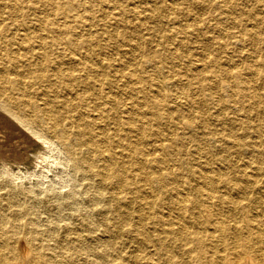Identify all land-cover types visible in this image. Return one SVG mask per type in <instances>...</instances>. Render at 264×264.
I'll return each instance as SVG.
<instances>
[{"label": "rangeland", "instance_id": "obj_1", "mask_svg": "<svg viewBox=\"0 0 264 264\" xmlns=\"http://www.w3.org/2000/svg\"><path fill=\"white\" fill-rule=\"evenodd\" d=\"M78 1L84 10L76 0H0V7L13 5L23 14L16 22L21 29L8 24L6 38L19 42L26 33L32 44L36 32L49 41L51 34L41 30L47 20L66 31L60 32L61 57L93 54L94 73L101 67L109 73L108 84L91 91L100 106L96 128L108 137L99 144L113 157L108 172L117 169L119 159L124 167L126 218L109 213L100 222L98 212L107 206L103 198L86 209L97 227L94 237L105 240L98 264H233L238 255L240 264H264V0ZM6 38L0 33V45L9 46ZM10 50L16 52L17 44ZM12 73L11 63L0 61V75ZM24 78L16 86L40 101L37 88L43 83L30 87ZM79 148L80 157L86 151ZM66 154L64 147L55 152L60 166L46 177L26 174L13 182L26 189L52 187L56 203L47 192L18 202L37 205L42 219H51L48 209L59 202L60 238L77 233L95 257L97 247L80 228L82 214L65 204L71 189H84ZM9 189H0V208L8 217L9 210L19 212ZM47 251L55 264H91L74 242ZM4 253L9 262L1 257L0 264H34L31 249Z\"/></svg>", "mask_w": 264, "mask_h": 264}, {"label": "bare ground", "instance_id": "obj_2", "mask_svg": "<svg viewBox=\"0 0 264 264\" xmlns=\"http://www.w3.org/2000/svg\"><path fill=\"white\" fill-rule=\"evenodd\" d=\"M76 1L80 9L84 10L83 5L79 4L78 0ZM13 7V5L7 8L0 7V33L4 34V38H6L5 31L9 29L8 24H12L15 29H21L22 24L16 22L23 14L22 12L19 14ZM170 8L173 9V7ZM15 13L17 17H14ZM41 30L51 34L49 41L34 32L37 40L36 43L31 44L26 33H21L22 37L18 39L19 42L9 35L5 39L9 46L0 45V61L6 60L11 63L13 71L11 77L0 75V189L10 187L11 199L17 202L18 199H23V197L26 199L33 198L35 194L31 193L47 192L50 197L48 200L56 203L55 200L58 199L56 198L58 195L52 187H48L46 190L40 188L35 190L33 187L26 189L23 186L14 185L13 182L16 178L27 176L26 174L46 177V171H51L56 166H60V158L55 160L54 155L56 151L59 152L60 148L64 147L67 153L65 160L72 165L75 173L80 172V177L84 181L81 184V186L84 185V189L77 190L74 188L66 193L64 196V199H66L65 204H69L67 206H70L73 211L82 214L80 228L92 239V243L97 247L98 254L91 257L92 254L87 252L90 244L85 245L88 240H80V235H77V233L74 237L66 235L62 239L60 238V221H62V217L60 218L59 202L55 208L51 206L48 209L52 214L51 219H42L36 208L37 205L28 204L27 202H24V207L18 202L19 212L14 210L11 212L8 209L9 217L0 208V251L16 249L17 247L24 252H26V249H31L33 255L29 259V263L55 264L53 256L47 249L74 242L77 244L80 255H83L91 264H98L103 260L101 257L103 251L101 252V250L104 245L101 243L105 240L94 237L97 227L92 214L86 209L91 210L103 198L107 206H105V210L98 212V215L102 216L99 219L100 222L108 218L109 213L112 217L117 216L120 221L126 218L123 206L126 204L123 200V197H125L124 167L122 161H120L121 159H119L115 162L117 169L113 168L111 175L108 172L109 163L107 160L113 162V157L106 150L107 147L102 149L99 144L101 138L108 141V137L106 133L97 129V119L101 118V114H99L100 106L99 103L95 102V94L91 91L92 89L101 91L108 84L109 73L102 67L100 72L94 73L97 57L93 54L80 53L79 55L72 52V55H77V58L75 56L66 59L61 57L60 50H58L61 43L60 32L66 31L60 28V25H53L46 20L45 29ZM13 34L19 36L17 32H13ZM16 44V52L10 50L12 45ZM63 64H67V66L64 67ZM73 71L76 72L73 73ZM25 76L30 79L28 81L30 87L39 82L43 83L40 88H37L40 89L37 92H40L42 96L40 101L35 100V93L27 92L22 86H16V84H21L22 81L25 82ZM115 77L121 81L120 84L124 82L121 73L115 74ZM102 79H105V81L102 82ZM80 84L86 88L82 92H78L81 89L77 88ZM60 88L63 89V96H60ZM108 120L112 121L110 118ZM118 126L120 129L122 123L120 122ZM72 141L77 147L70 146L73 143ZM79 146L86 151L87 156L85 154L80 157L76 156L77 151L80 149ZM122 154L123 150L120 149V155ZM103 159L106 160V164L101 162ZM27 164L31 165L28 168L31 172L27 168L25 170L20 168V166L25 167ZM35 168L38 170L36 171ZM136 192L139 196L138 190ZM83 199L87 202L86 206L81 204ZM111 201L114 202L113 205ZM20 207L26 210L24 215L20 214ZM140 207L137 210V217H140L139 212L141 209L143 210V207ZM151 208L149 206L147 209ZM114 211L116 214L113 213ZM105 212L107 217H105ZM105 225L107 226V222H105ZM113 226L116 227V223L107 227L112 228ZM61 229L68 231L65 224L61 226ZM180 238L184 247H187L188 244L184 235ZM249 251V248L245 249V256ZM96 256L102 260H98ZM1 257H3L1 261L7 262L9 260L6 253L0 254ZM240 260L241 255H238L233 260V264H240Z\"/></svg>", "mask_w": 264, "mask_h": 264}]
</instances>
